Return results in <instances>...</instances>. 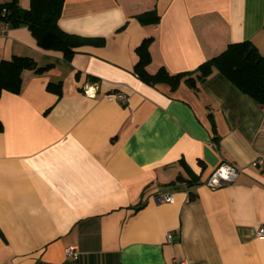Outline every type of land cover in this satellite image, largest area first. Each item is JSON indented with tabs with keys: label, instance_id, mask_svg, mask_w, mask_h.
<instances>
[{
	"label": "crops",
	"instance_id": "0c3cea01",
	"mask_svg": "<svg viewBox=\"0 0 264 264\" xmlns=\"http://www.w3.org/2000/svg\"><path fill=\"white\" fill-rule=\"evenodd\" d=\"M152 9L159 20L142 23ZM58 24L105 41L67 59L26 24L0 21V59L51 64L24 69L20 91L0 95V264H264V236L248 232L264 224V166L251 164L264 153V105L218 70L174 90L134 71L149 36L148 72L193 71L245 39L264 56V0H65ZM114 90L129 105L102 96ZM180 160L198 184L168 187L187 176ZM221 161L241 172L211 188ZM162 189L173 202L155 200Z\"/></svg>",
	"mask_w": 264,
	"mask_h": 264
},
{
	"label": "trees",
	"instance_id": "16d2710c",
	"mask_svg": "<svg viewBox=\"0 0 264 264\" xmlns=\"http://www.w3.org/2000/svg\"><path fill=\"white\" fill-rule=\"evenodd\" d=\"M65 0H30L27 8L20 6L18 0L0 2V21L9 25L26 24L34 35L37 44L42 48L61 50L64 57L70 59L75 48L84 44L102 45V37H89L65 31L58 24ZM142 23H155L159 15L155 9L138 15ZM152 37H145L136 46L138 59L134 66L135 73L150 84L166 83L170 89H176L181 83L197 88L213 72L218 70L242 92L250 95L264 105V56L256 45L248 39L230 42L227 46L201 62L193 71L171 74L164 67L155 72H148L146 65L151 60L149 45ZM51 64L39 65L27 55H12L10 59H0V95L3 90L17 93L21 89L22 71L34 69L37 71L50 67ZM60 85L49 82L47 87L61 93ZM3 125L0 121V130ZM187 174H178L171 180L168 187L178 186L177 182L191 187L199 183V175L184 161L180 160ZM175 189V188H174ZM194 194L189 192L188 199ZM142 204L139 203L137 207Z\"/></svg>",
	"mask_w": 264,
	"mask_h": 264
},
{
	"label": "built area",
	"instance_id": "2783aa9c",
	"mask_svg": "<svg viewBox=\"0 0 264 264\" xmlns=\"http://www.w3.org/2000/svg\"><path fill=\"white\" fill-rule=\"evenodd\" d=\"M3 11H0V14L3 15ZM98 83H85L82 86V91L85 95L89 97H95L98 92ZM105 99L109 101L117 100L122 103L129 105V95L123 91H109L106 93H103L102 95ZM253 166H264V153L257 155L252 163ZM241 172V168L237 165L228 162V161H221L214 170L209 174L208 177L204 179L205 184H207L211 188H216L225 184H228L230 182H233ZM173 189H162L158 190L155 193V200L158 202L161 201H167V202H173L174 196H173ZM189 195V193H188ZM249 235L252 237H263L264 236V224L259 226H252L248 229ZM167 239L172 240L173 235L171 233H167ZM65 252L67 255L76 258L78 256V251L74 248V246L70 245L65 247ZM175 264H184V261L179 260L176 261Z\"/></svg>",
	"mask_w": 264,
	"mask_h": 264
}]
</instances>
